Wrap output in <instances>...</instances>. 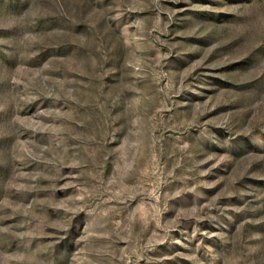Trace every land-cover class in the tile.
<instances>
[{
  "label": "rangeland",
  "instance_id": "1",
  "mask_svg": "<svg viewBox=\"0 0 264 264\" xmlns=\"http://www.w3.org/2000/svg\"><path fill=\"white\" fill-rule=\"evenodd\" d=\"M0 264H264V0H0Z\"/></svg>",
  "mask_w": 264,
  "mask_h": 264
}]
</instances>
